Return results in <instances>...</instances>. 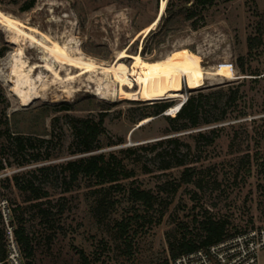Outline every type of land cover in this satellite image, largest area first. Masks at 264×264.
Here are the masks:
<instances>
[{
  "label": "rangeland",
  "instance_id": "374dc122",
  "mask_svg": "<svg viewBox=\"0 0 264 264\" xmlns=\"http://www.w3.org/2000/svg\"><path fill=\"white\" fill-rule=\"evenodd\" d=\"M162 1L36 0L35 6L27 12L20 10L23 0L18 4L10 0L0 3L3 11L20 16L27 24L39 27L44 32L55 34L53 36L61 41L65 39L69 44L73 42L81 46L84 53L97 57L100 61H112L116 53L126 47L130 53H139L147 60L187 48L199 57L205 67L232 74L228 79H208L204 86L196 89L184 85L176 94L151 100L120 97L103 99L93 92L95 85L81 86L78 82L69 84V88L75 91L66 94L62 91L64 86L53 84L46 92L42 91V97L23 107L10 92L11 83L1 80L0 89L9 102L6 117L11 134L22 133L49 139L55 133L57 141L48 150L52 158L47 160L33 161L36 150L28 148L24 158L31 162L24 166L17 165L11 153H2L0 150V159H3L5 167L21 168L12 174V179L8 178L3 183L14 207L28 203L24 202V195L15 185V175H29L37 168L91 154L71 153L72 129L69 120L72 117L97 118L101 111H107L104 120L106 134L101 137L102 141L107 137L113 141L123 140L120 144L92 153L119 151L170 136L184 138L180 143L183 153L187 148L185 143L191 142L189 134L219 130V137L214 143H208L207 137L200 138L199 147H192L187 157L195 161L193 165L197 167V177L200 178L202 187L195 183L183 184L170 197L168 209L161 218H158L161 207L158 205L149 212L154 217L153 223L134 225L129 254L126 244L114 236L112 223L96 222L89 206L92 202L91 195L88 194L89 188L80 185L72 191L64 192L65 186L60 180L55 181L51 177L42 182L44 189L49 191V196L43 200L50 199L51 204H56L57 201L65 203V208L61 214H56L53 228L44 226L39 217L27 213L26 225L35 236V249L33 256L25 259L26 264L28 261L30 264H83L81 253L90 264H160L165 258H169L170 243L185 235H197L200 231L198 223L205 218L228 219L231 222V232L264 223V77L259 82L247 81L243 84L241 88L245 90L244 98L239 100L236 107L229 108V118L222 122L164 133L172 127L165 116H150V121L141 125L142 127L139 125L140 121H137L145 105L149 103L162 100L174 105L200 91L227 87L239 83L244 77H252L240 72L236 60L239 56L247 55V38L255 33L260 16L264 14V0H220L204 11L206 23L198 29L194 30L190 21L174 22L165 34L148 32L138 36L142 28L156 18ZM165 1L167 4L168 0ZM193 1L190 0L189 4ZM0 50H3V55L0 56V77L7 79L10 78V64L17 46L9 41L7 32L1 26ZM25 54L29 63L45 61L44 53L37 46L27 44ZM131 62L132 59L127 60L128 64ZM245 66L250 70L262 71L264 76V54L248 60ZM39 73L48 81L53 80L51 72L38 68L36 74ZM104 101L110 105L104 106ZM61 102L72 103L74 108L59 110L57 104ZM106 108L108 109L104 110ZM241 111H244L245 116H238ZM165 115L173 116L171 113ZM3 127L1 125L0 129ZM132 129L134 132L129 136ZM4 142L5 138L0 137V147ZM36 146L37 144L34 148ZM47 153L44 148L41 149L43 158ZM149 159L145 160L148 167L155 169ZM180 171L181 168H176L166 173L155 171L146 174L138 168L133 179L142 187L157 189L163 181L177 177ZM114 193L119 198L122 197L119 194H123L122 191ZM62 197L65 198L61 200ZM129 207L128 201L123 200L118 206V212L112 217H118L121 211ZM258 264H264V249L258 254Z\"/></svg>",
  "mask_w": 264,
  "mask_h": 264
},
{
  "label": "trees",
  "instance_id": "16d2710c",
  "mask_svg": "<svg viewBox=\"0 0 264 264\" xmlns=\"http://www.w3.org/2000/svg\"><path fill=\"white\" fill-rule=\"evenodd\" d=\"M18 4L21 0H10ZM220 0H168L165 11L160 18L155 35L165 34L174 22L190 21L191 27L195 30L206 23L204 11L214 6ZM4 0H0L3 3ZM36 0H23L20 6L21 12H27L35 6ZM247 55L239 56L236 64L242 74L252 77H244L237 84L227 87H218L207 91H200L197 95H190L186 98L175 116L165 115L164 112L173 104L170 101H155L145 105L142 113L137 118L140 121L150 116H165L172 127L164 133L181 132L190 129H196L202 125L222 122L229 118V108L237 106L239 100L245 95V90L241 87L247 81L259 82L264 77L260 70H250L245 65L248 60L255 56L264 54V14H261L255 33L247 38ZM3 50H0V56ZM0 137L5 138L1 144L0 150L8 151L14 157V161L19 166H24L31 160L25 159L24 154L28 148L36 150L32 160L38 162L42 159H51L52 154L49 149L56 145L55 133L52 137H33L22 133L11 134L6 117V110L9 105L3 91L0 89ZM110 103L104 101V106ZM59 110H72L74 105L69 102L57 104ZM108 108L104 109L107 110ZM107 111H101L98 117H72L69 125L72 129V141L70 144L71 153H91L78 159H70L61 164H52L46 167H40L29 173V175H15L14 181L18 190L24 195L26 205L14 207V221L16 224L15 235L22 248L25 259L34 254L35 236L27 227V213L31 216H37L41 224L53 228L56 222V214H61L65 208V203L51 204L50 199L43 200L49 196V191L45 190L42 182L53 177L60 180L65 186L64 192L72 191L80 185L89 188L88 194L91 195L92 202L89 203L93 217L98 224L108 222L112 223L114 236L126 244L127 253H130L132 247L131 231L134 225H145L153 223L154 217L150 211L156 206L160 207V215L167 211L169 199L183 185L195 183L201 185L200 178L197 177L198 171L194 160H189L192 147H199L200 138H208V143L212 144L219 137V130L212 129L208 132L199 131L188 135L190 143H185L186 150L181 151L180 143L184 141L181 136H170L159 140L147 142L141 145L126 147L119 151L95 152L104 147L117 145L123 140L113 141L109 137L102 141L101 137L106 134L104 120ZM240 117L245 116L244 111L239 113ZM237 116V117H238ZM4 117V120L2 118ZM142 127V126H140ZM134 132V131H133ZM132 132V133H133ZM264 137V136H263ZM35 142V143H33ZM37 146L34 148V146ZM46 150L47 155L41 156V149ZM146 158H150L155 169H150ZM12 163H9L11 165ZM3 159H0V169L4 168ZM140 168L143 173L161 171L170 172L176 168H181L180 174L171 180H165L159 184L157 189L142 187L135 179L137 169ZM161 173V174H162ZM43 178V180H39ZM199 178V179H198ZM39 180V181H38ZM123 180H131L124 182ZM115 191L122 196L115 195ZM65 198V197H64ZM63 197L61 198L64 199ZM123 198V199H122ZM123 200L130 204L129 208L121 211L119 216L112 217L118 212V206ZM55 208L57 210L55 211ZM231 222L228 219L205 218L198 223L199 232L195 236H184L169 245V258H165L160 264H172V261L183 253L191 252L199 247L217 243L225 237L235 233L230 230ZM240 231V230H239ZM237 232V231H236ZM50 239V236L48 237ZM0 256H5L3 235L0 233ZM83 264H90L87 257L81 253ZM27 264H30L28 261Z\"/></svg>",
  "mask_w": 264,
  "mask_h": 264
},
{
  "label": "bare ground",
  "instance_id": "6f19581e",
  "mask_svg": "<svg viewBox=\"0 0 264 264\" xmlns=\"http://www.w3.org/2000/svg\"><path fill=\"white\" fill-rule=\"evenodd\" d=\"M165 7L166 1L163 0L156 18L142 28L138 36L147 34L157 26ZM25 21L20 16H14L0 8V26L7 32L9 41L17 46L10 64V78L3 79L4 76H1L0 81L11 83L10 92L22 107L42 97V91L53 84L64 86L62 91L66 94L75 91L69 88V84L78 82L81 86L95 85L93 92L103 99L120 97L151 100L176 94L184 85L196 89L204 86L208 79H228L232 75L223 70L205 67L199 57L187 48L174 50L161 58L147 60L139 53H130L126 47L119 50L112 61H100L97 57L84 53L81 46L73 42L69 44L65 39H62V42L53 36L55 34L44 32L43 29L40 30ZM27 44L37 46L44 53L45 61L29 63L25 54ZM128 59H132L129 64ZM38 68L51 72L53 80L48 81L43 74H36ZM179 102L171 105L165 112L174 116L178 111ZM150 119H141L139 125Z\"/></svg>",
  "mask_w": 264,
  "mask_h": 264
},
{
  "label": "built area",
  "instance_id": "2783aa9c",
  "mask_svg": "<svg viewBox=\"0 0 264 264\" xmlns=\"http://www.w3.org/2000/svg\"><path fill=\"white\" fill-rule=\"evenodd\" d=\"M21 168L0 169V233L3 235L5 256L0 264H26L22 248L15 235L14 205L3 183ZM264 249V223L237 231L221 241L199 247L177 256L172 264H258V254Z\"/></svg>",
  "mask_w": 264,
  "mask_h": 264
},
{
  "label": "water",
  "instance_id": "95a60500",
  "mask_svg": "<svg viewBox=\"0 0 264 264\" xmlns=\"http://www.w3.org/2000/svg\"><path fill=\"white\" fill-rule=\"evenodd\" d=\"M162 16V15H161ZM161 16H160V18H161ZM159 21H160V19H159ZM187 98V97H186ZM186 98L185 99H183V100H181V102H179V104H178V106H179V109H180V107L182 106V104L185 102V100H186ZM178 109V110H179ZM134 131V129H132L131 131H130V134H129V136H131V134H132V132Z\"/></svg>",
  "mask_w": 264,
  "mask_h": 264
}]
</instances>
